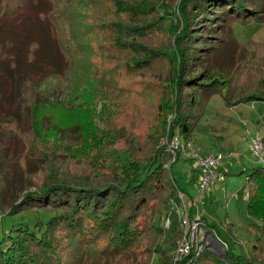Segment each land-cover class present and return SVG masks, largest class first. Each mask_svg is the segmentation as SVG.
Returning <instances> with one entry per match:
<instances>
[{
    "label": "rangeland",
    "instance_id": "rangeland-1",
    "mask_svg": "<svg viewBox=\"0 0 264 264\" xmlns=\"http://www.w3.org/2000/svg\"><path fill=\"white\" fill-rule=\"evenodd\" d=\"M240 1L251 2L254 10L260 12L257 15L264 17V0ZM94 2L80 7L79 24L75 20L79 28L75 32L80 30L81 45L86 46L79 50L83 56L81 61L86 64L84 75L61 80L60 89L43 90L38 99V93L33 95L29 91L27 96L23 76L37 78L55 69L61 61L46 22L35 14V11L44 12L49 2L0 0V212H9L14 204L21 203L26 191L50 181L52 176L72 186L118 182L119 166L126 164L127 155L142 162L151 156V142H157L169 127L173 112L168 105L176 96V109L191 116L195 124L189 138L178 135L191 143L200 155H223L220 163L227 173L224 175L226 184L222 187L217 181L219 196L213 199H206V193L216 181L205 188V194L199 196L204 203L203 211L209 223L215 224L219 234L230 243L235 255L254 261L253 245H257L260 233L255 231V220L247 213V199L242 196L236 199L234 194L245 184V171L259 163L249 156L248 132H259L264 137V101L248 100L229 105L216 93L208 98L200 118L196 119L200 108L196 106L191 111L189 105L191 95L198 96L197 87L187 82L180 86L173 84L172 63L169 56L162 53L164 47L172 45L173 35L154 29L138 37L137 46L134 39L129 43L118 42L116 27L99 25L100 22L133 21L141 16L136 10L131 18L128 12L116 8L114 0ZM176 6L175 3L173 9L177 11ZM218 8L198 12L193 30H198V36L189 46L187 72L202 80L204 68L211 66L213 73L220 74L218 76L228 85L230 100L247 93L264 94V54L246 52L264 46V21L257 16L249 17L244 23L226 18L227 14L224 18L216 17ZM202 32L206 33L203 49L197 50L196 43ZM137 58L143 59L141 64L132 61ZM34 113L36 119L32 121ZM101 136L108 138L101 147L96 146ZM171 173L182 183L200 175L189 153L172 164ZM230 194L232 199L226 208L225 200ZM21 206L15 213L3 216L0 239L13 224L22 220V214L23 220L33 225L36 217L44 220L55 211L50 205L45 208L34 202ZM169 207V213L163 208L154 215V223L164 231L162 250L172 254L179 238L173 245L174 214L180 217V212L172 204ZM226 209L230 219H224ZM167 219L170 226H166ZM213 233L211 231L215 243L208 247L215 253L224 252L225 245ZM140 241L115 255L92 253L82 264H148L152 257L151 264H159L158 253L153 256L154 242ZM103 242L104 238H99L89 249H100Z\"/></svg>",
    "mask_w": 264,
    "mask_h": 264
},
{
    "label": "trees",
    "instance_id": "trees-1",
    "mask_svg": "<svg viewBox=\"0 0 264 264\" xmlns=\"http://www.w3.org/2000/svg\"><path fill=\"white\" fill-rule=\"evenodd\" d=\"M99 0H48L49 5L44 12H36L39 20H44L47 31L55 42L58 58L61 60L53 70L43 72L39 77L23 76L22 82L26 87V94L38 93V99L43 90L60 89V82L68 79L71 75L76 77L84 75L86 68L79 50L86 47L81 45L79 39L83 34L78 30L82 10L80 7L89 6L91 2ZM116 8L128 12V16L137 15L141 19H127L123 22L101 21L99 25H113L116 27L118 42H130L138 45V37H143L148 30L159 29L173 35L172 45L164 47L162 53L169 56L172 70L175 75L172 83L182 85V82L191 83L197 87L198 96L191 95L189 108L200 109L195 114L200 118L203 106L213 94H220L229 105L246 102L248 100L264 101V94L247 93L234 100H230L228 85L220 74H214L211 66H206L199 76L188 71L186 64L189 57L191 41L198 36L195 30L198 12L205 13L219 6L215 16H225L247 22L260 12L254 10L251 2L240 0H166L164 4L148 2L147 0H114ZM94 2V3H97ZM177 4V11L173 9ZM33 4V3H32ZM16 11V10H15ZM14 11V12H15ZM229 11V12H228ZM13 12V13H14ZM34 12V10H33ZM28 14V13H27ZM223 14V15H222ZM6 15V14H5ZM5 15L3 17H5ZM224 18V17H223ZM20 22V21H19ZM18 22V23H19ZM68 22V25H65ZM69 29V31L67 30ZM206 33H201V39L196 43L197 50L202 48V40ZM34 40V39H33ZM38 41V39H37ZM77 47V48H76ZM148 53L156 51L147 50ZM247 54L263 55L264 46L260 49L246 51ZM29 55V54H28ZM151 54H148L150 56ZM195 57V56H194ZM134 64H141L143 59H132ZM56 87V88H55ZM37 88V91L34 89ZM181 88V87H180ZM1 96V91H0ZM168 105L173 115L169 119L170 134H179L182 138H189L195 124L191 122V116L185 115L180 109H176V96ZM34 113L32 121H35ZM2 122V118L0 119ZM165 123V121H163ZM107 136L97 139L96 146L104 144ZM108 138V137H107ZM157 142H151L153 152L144 161L135 160L136 157L125 158L126 164L119 166L120 177L118 182L101 181L89 186H72L71 183L60 181L57 176H52L50 181L37 185L33 190L26 191L21 203H16L11 210L3 216L15 213L21 205L34 202L37 205L51 206L53 214L42 220L36 217L33 225L22 220L13 224L9 232L0 239V264H82L90 254L96 256H111L118 254L131 245L150 239L154 242L153 256L158 253L159 264H172L171 254L162 250L163 229L154 223V215L166 208L171 210L170 204L179 201L178 191L181 190L176 178L170 174V169L163 167V163L170 158V154ZM264 139V137H263ZM112 142L110 140L107 145ZM155 145V146H154ZM130 154L133 151L129 152ZM176 162V161H175ZM258 165L249 168L245 173V187L237 192L242 196L243 188L246 189L247 213L255 220V231L260 233L257 245H253L256 252L254 261L244 259L241 255L232 252L227 240L223 260L209 247L201 251L191 249L175 264H264V160L258 161ZM248 171V172H247ZM121 178V179H119ZM114 180H116L114 178ZM2 195V194H0ZM59 210V211H58ZM175 213V212H174ZM174 236L172 244L180 235L179 217L174 214ZM259 223V224H256ZM211 231V228L209 229ZM216 234V233H215ZM104 238L100 249H89L99 238ZM153 258V257H152ZM152 258L148 262L151 264Z\"/></svg>",
    "mask_w": 264,
    "mask_h": 264
},
{
    "label": "built area",
    "instance_id": "built-area-1",
    "mask_svg": "<svg viewBox=\"0 0 264 264\" xmlns=\"http://www.w3.org/2000/svg\"><path fill=\"white\" fill-rule=\"evenodd\" d=\"M160 145L170 154V158L163 163V167L167 170H169L172 164L185 153H189L191 158L195 159L200 171V175L196 180L200 198L203 196L205 188L209 184L214 181H219L221 183L224 181V173L217 170L221 165L220 161L223 157L221 153H207L200 155L191 143L183 141V139L176 133L170 134L169 127L161 136ZM248 146L249 156L251 158L256 161L264 160V139L259 132H248ZM234 195L237 196L238 194L235 193ZM244 196H248L247 191L244 193ZM178 198L180 201L178 210L180 212L179 226L181 233L176 241L174 251L171 254L172 264L181 260L191 249H196L199 252L204 247H208L214 242L211 231L203 230V214H190V208L194 204L193 200H185L182 190L178 191ZM2 215L3 214L0 212V219ZM170 225V219H167L166 226ZM223 244L225 245V243Z\"/></svg>",
    "mask_w": 264,
    "mask_h": 264
},
{
    "label": "crops",
    "instance_id": "crops-1",
    "mask_svg": "<svg viewBox=\"0 0 264 264\" xmlns=\"http://www.w3.org/2000/svg\"><path fill=\"white\" fill-rule=\"evenodd\" d=\"M172 167V166H171ZM217 170L218 171H220V172H223L224 173V167H222V164L217 168ZM222 170V171H221ZM241 173V171H239V174ZM225 174H227V173H224V175ZM196 180H197V175H196V179L195 180H193V179H191V180H188L186 183H182V182H180V181H178L177 179H176V181H177V184H178V186H179V188L183 191V193H184V199L186 200V199H192L193 200V202H194V204H193V206L190 208V214H195V213H204V215H203V225H202V227H203V230L204 231H210L209 229L211 228V231H213L214 233L213 234H215L216 233V236L220 239V238H222L223 240H225L220 234H219V232H218V230H217V227H216V225L215 224H211V223H209V221H208V219H207V215L205 214V212L203 211V208H205L204 207V203H203V200H201L200 198H199V192H198V189H197V185H196ZM215 182V181H214ZM219 182V181H218ZM217 181L215 182V183H213V184H211L209 187H208V192L206 193V199H207V197H208V199H213V198H216L217 196H219V192H218V190L216 189V187H217V183H218ZM225 180L221 183V186L222 187H224L225 186ZM215 187V188H214ZM207 190V189H206ZM205 190V191H206ZM205 191H204V193H203V195L205 194ZM238 192V191H237ZM236 192V193H237ZM232 197V195L230 194V196L225 200V202L227 203V205H224L226 208H228V203H229V201H230V199H232L231 198ZM234 197L236 198V199H238L239 197H241V196H239V195H237V196H235L234 195ZM242 197H244L245 199H246V197L244 196V194L242 195ZM218 201H216L215 202V204L217 205V207H218ZM178 205H180V201H178L177 202V204L176 203H172V206H176L177 207V209H178ZM227 210V213H226V215H225V218L224 219H230L231 217L229 216V212H228V209H226ZM202 213V214H203ZM229 217V218H228ZM210 218L212 219V220H214V218H213V216H210ZM214 222V221H213ZM221 240V239H220Z\"/></svg>",
    "mask_w": 264,
    "mask_h": 264
},
{
    "label": "water",
    "instance_id": "water-1",
    "mask_svg": "<svg viewBox=\"0 0 264 264\" xmlns=\"http://www.w3.org/2000/svg\"><path fill=\"white\" fill-rule=\"evenodd\" d=\"M214 241V240H213ZM213 251V250H212ZM214 252V251H213ZM215 253V252H214ZM217 254L219 257H221L223 260L225 259V253L224 252H217L215 253Z\"/></svg>",
    "mask_w": 264,
    "mask_h": 264
}]
</instances>
